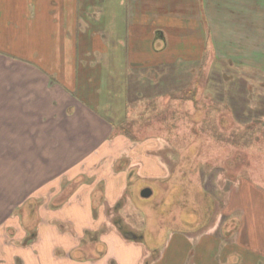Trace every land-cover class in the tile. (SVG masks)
I'll use <instances>...</instances> for the list:
<instances>
[{
  "label": "crops",
  "instance_id": "1",
  "mask_svg": "<svg viewBox=\"0 0 264 264\" xmlns=\"http://www.w3.org/2000/svg\"><path fill=\"white\" fill-rule=\"evenodd\" d=\"M165 1L0 0V264H264L259 238L219 234L220 220L182 231L166 223L160 246L134 221L131 181L160 162L141 164L103 117L110 100L124 110L127 71L155 85L186 62L155 66L152 57L186 52L184 33L203 42V32L217 61L243 56L240 67L264 74V0H169L199 20L187 17L173 36L156 14Z\"/></svg>",
  "mask_w": 264,
  "mask_h": 264
},
{
  "label": "rangeland",
  "instance_id": "2",
  "mask_svg": "<svg viewBox=\"0 0 264 264\" xmlns=\"http://www.w3.org/2000/svg\"><path fill=\"white\" fill-rule=\"evenodd\" d=\"M184 4H158L156 14L172 36L179 29L186 31L181 23L199 22ZM199 9L201 15L200 4ZM202 15L207 27L208 20ZM160 23L158 20L157 31ZM184 34L188 51L181 52V47L151 59L155 66L178 58L186 62L175 68L178 71L165 70V85H159L162 74L155 77V85L146 86L136 79L144 72L129 75L127 71L124 110H112L118 100H110L107 112L102 111L113 122L115 134L124 135L138 149L135 154L141 164L150 157L160 158L159 164L145 165L146 178L131 181L130 192L139 187L140 193L139 198L133 197V206L139 211L134 221L145 232L148 246L165 244L166 223L182 231L185 222L199 220L203 225L220 220L219 234L259 238L256 246L264 248V74L240 67L246 59L243 56L240 63L217 61L210 33H199L204 45ZM139 45V49L145 48L143 43ZM111 54L117 53L113 49ZM107 60L103 62L110 66L111 59ZM109 80L108 87L115 82L117 86L116 78ZM137 88L150 92L135 95ZM118 112L121 115L106 114ZM166 171L171 175L167 182L155 179ZM146 188L153 192L150 198L141 197Z\"/></svg>",
  "mask_w": 264,
  "mask_h": 264
},
{
  "label": "water",
  "instance_id": "3",
  "mask_svg": "<svg viewBox=\"0 0 264 264\" xmlns=\"http://www.w3.org/2000/svg\"><path fill=\"white\" fill-rule=\"evenodd\" d=\"M152 194H153V193H152V190L149 189V188L144 189V190L142 191V193H141V195H142L143 198H149V197L152 196Z\"/></svg>",
  "mask_w": 264,
  "mask_h": 264
},
{
  "label": "trees",
  "instance_id": "4",
  "mask_svg": "<svg viewBox=\"0 0 264 264\" xmlns=\"http://www.w3.org/2000/svg\"><path fill=\"white\" fill-rule=\"evenodd\" d=\"M157 76H159V74H157ZM164 84V81H163V76H162V78L160 79V81H159V85H163ZM165 85V84H164ZM146 86H148L147 84H146ZM142 89V88H141ZM148 90V89H147ZM144 92H150V91H144Z\"/></svg>",
  "mask_w": 264,
  "mask_h": 264
},
{
  "label": "flooded vegetation",
  "instance_id": "5",
  "mask_svg": "<svg viewBox=\"0 0 264 264\" xmlns=\"http://www.w3.org/2000/svg\"><path fill=\"white\" fill-rule=\"evenodd\" d=\"M160 159V158H159ZM168 173H170V171H168ZM120 228L124 231V232H126V230L124 229V228H122V226H120Z\"/></svg>",
  "mask_w": 264,
  "mask_h": 264
}]
</instances>
